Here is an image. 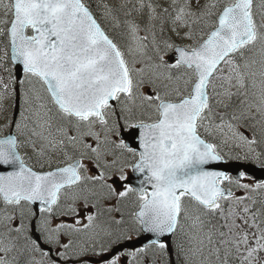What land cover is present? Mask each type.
Returning a JSON list of instances; mask_svg holds the SVG:
<instances>
[{"label":"snow or ice","instance_id":"snow-or-ice-1","mask_svg":"<svg viewBox=\"0 0 264 264\" xmlns=\"http://www.w3.org/2000/svg\"><path fill=\"white\" fill-rule=\"evenodd\" d=\"M229 161L264 170V0H0V264H264Z\"/></svg>","mask_w":264,"mask_h":264},{"label":"water","instance_id":"water-1","mask_svg":"<svg viewBox=\"0 0 264 264\" xmlns=\"http://www.w3.org/2000/svg\"><path fill=\"white\" fill-rule=\"evenodd\" d=\"M21 78H22V74ZM217 167L220 168H227L235 171L237 168L244 170L247 169L248 172L254 176L256 179H264V170L260 169L259 166L254 165V164H244L240 162H228L227 165H218Z\"/></svg>","mask_w":264,"mask_h":264},{"label":"rangeland","instance_id":"rangeland-1","mask_svg":"<svg viewBox=\"0 0 264 264\" xmlns=\"http://www.w3.org/2000/svg\"><path fill=\"white\" fill-rule=\"evenodd\" d=\"M107 2H110V3H119L120 0H107ZM248 183H252L251 181H246Z\"/></svg>","mask_w":264,"mask_h":264},{"label":"flooded vegetation","instance_id":"flooded-vegetation-1","mask_svg":"<svg viewBox=\"0 0 264 264\" xmlns=\"http://www.w3.org/2000/svg\"><path fill=\"white\" fill-rule=\"evenodd\" d=\"M248 181H251V180H248ZM252 182V181H251Z\"/></svg>","mask_w":264,"mask_h":264}]
</instances>
